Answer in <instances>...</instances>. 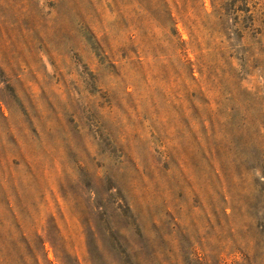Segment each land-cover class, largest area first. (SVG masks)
Wrapping results in <instances>:
<instances>
[{
    "label": "rangeland",
    "instance_id": "374dc122",
    "mask_svg": "<svg viewBox=\"0 0 264 264\" xmlns=\"http://www.w3.org/2000/svg\"><path fill=\"white\" fill-rule=\"evenodd\" d=\"M0 264H264V0H0Z\"/></svg>",
    "mask_w": 264,
    "mask_h": 264
}]
</instances>
